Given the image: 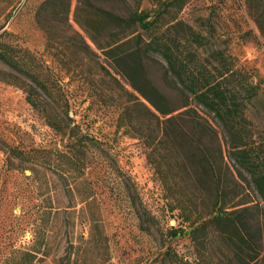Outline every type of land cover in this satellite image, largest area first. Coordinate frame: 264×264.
<instances>
[{"label":"trees","instance_id":"16d2710c","mask_svg":"<svg viewBox=\"0 0 264 264\" xmlns=\"http://www.w3.org/2000/svg\"><path fill=\"white\" fill-rule=\"evenodd\" d=\"M137 1L136 8L120 14L78 0L74 17L84 33L70 23L72 0H44L36 19L46 32L47 46L58 44L73 56L68 63L74 64L78 81L100 87L94 76L98 73L126 93V103L119 105L117 127L141 139L149 149V161L175 203L172 210H180L186 226L172 227L169 235L173 239L190 236L194 264H222L220 255L227 258V264H264V144L251 141L254 133L247 125L249 109L264 96L261 82H254L231 54L216 48L208 30L178 18L190 0H157L151 9H140L141 1ZM259 2L261 11L255 22L264 37V0ZM5 34L6 30L0 34V61L14 72L0 69V81L22 88L27 102L50 128L75 137L69 150H45L40 165L56 169L63 177L86 166L87 152L99 141L76 133L78 125L72 127V102L63 78L52 77L30 51L5 42ZM156 57L166 63L162 67L168 86L180 94L176 105L149 76L148 63L157 61ZM107 63L131 89L119 84ZM192 102L219 120L233 166L226 162L220 133ZM207 137L215 146L212 151L202 144ZM251 187L261 202L244 198L246 188ZM57 225L44 218L34 226L32 238L19 246L11 236L0 264H45L57 243L52 235ZM93 242V236H81L74 252L68 240L64 253L50 261L84 264V252ZM167 254L175 262L187 263L170 250Z\"/></svg>","mask_w":264,"mask_h":264},{"label":"rangeland","instance_id":"374dc122","mask_svg":"<svg viewBox=\"0 0 264 264\" xmlns=\"http://www.w3.org/2000/svg\"><path fill=\"white\" fill-rule=\"evenodd\" d=\"M43 1L0 0V34L6 30L5 42L30 51L48 67L52 77L63 78V88L72 102V127L78 125L76 133L96 137L99 145L87 152L86 166L71 170L64 177L54 168L41 166L39 159L45 150H69L75 137L63 136L50 128L27 102L22 88L0 81V262L11 236L19 246L32 238L34 226L46 218L58 223L52 233L57 243L50 259L64 253L66 241L74 244L75 252L81 236H93L94 242L84 252V264H194L196 253L190 236L173 239L169 235L172 227L186 226L180 210H172L175 203L149 161V149L141 139L117 127L119 105L126 103V93L116 82L102 79L98 73L94 76L100 87L78 81L74 64L68 63L73 56L61 51L63 47L58 44L47 46L46 32L36 19ZM128 1L88 0L120 14H128L138 5L137 0ZM140 1V9L157 6V0ZM77 2L72 0L70 23L84 33L75 22ZM260 6L259 0H190L178 18L208 30L213 45L231 54L254 82H261L264 90V37L255 22ZM156 58L148 63L149 76L176 105L180 94L165 81V61ZM107 67L119 84L131 89L111 64L107 63ZM0 69L14 72L2 61ZM261 98L249 109L247 125L254 133L251 141L262 146L264 96ZM192 103L220 133L226 162L233 166L219 120ZM202 144L211 151L215 147L210 137ZM244 198L261 202L253 187L246 188ZM64 223L69 226L65 228ZM168 250L187 263L171 260ZM50 259L45 264H52ZM219 262L228 263L223 255Z\"/></svg>","mask_w":264,"mask_h":264}]
</instances>
